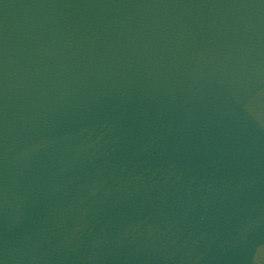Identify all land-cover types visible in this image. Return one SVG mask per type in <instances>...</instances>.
Segmentation results:
<instances>
[{
	"label": "water",
	"instance_id": "obj_1",
	"mask_svg": "<svg viewBox=\"0 0 264 264\" xmlns=\"http://www.w3.org/2000/svg\"><path fill=\"white\" fill-rule=\"evenodd\" d=\"M0 264H264V0H0Z\"/></svg>",
	"mask_w": 264,
	"mask_h": 264
}]
</instances>
